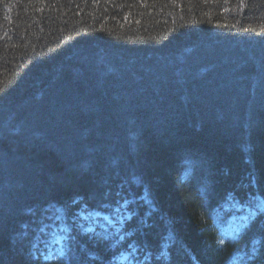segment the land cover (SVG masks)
Segmentation results:
<instances>
[{
    "label": "trees",
    "instance_id": "trees-1",
    "mask_svg": "<svg viewBox=\"0 0 264 264\" xmlns=\"http://www.w3.org/2000/svg\"><path fill=\"white\" fill-rule=\"evenodd\" d=\"M258 205L264 0H0V264H264Z\"/></svg>",
    "mask_w": 264,
    "mask_h": 264
},
{
    "label": "rangeland",
    "instance_id": "rangeland-1",
    "mask_svg": "<svg viewBox=\"0 0 264 264\" xmlns=\"http://www.w3.org/2000/svg\"><path fill=\"white\" fill-rule=\"evenodd\" d=\"M116 208H119L118 213L114 212ZM116 208L112 212L114 216L116 217L123 216L124 219L130 216V212L127 210L124 204ZM81 212H83L85 215L94 213V212L84 211V210H80L78 213H81ZM103 215H107V214H103ZM245 217H248V219H245ZM76 220H77V224L78 225L82 224L84 228H87L89 226L87 222H84L79 219H76ZM248 220H249V216H248V213L246 212H244L243 214L235 215L231 217L228 223L226 224V226L221 231L220 240L223 242L226 240H230V241L234 240L237 237V235L240 233L242 226L246 225ZM119 225L120 224H117L116 227H119ZM61 226L62 225L58 226V228H56L53 231V234L50 238L49 243L46 245L45 249L41 252V256L44 260L58 261L62 259L63 254H61V249H63V253H64L65 241H62L61 243H56V240L59 236L66 235V232L62 230ZM96 226H100V225L98 224ZM119 264H138V262L136 261V258L135 257L133 258L131 254L125 253V254H122L121 257L119 258Z\"/></svg>",
    "mask_w": 264,
    "mask_h": 264
},
{
    "label": "snow or ice",
    "instance_id": "snow-or-ice-1",
    "mask_svg": "<svg viewBox=\"0 0 264 264\" xmlns=\"http://www.w3.org/2000/svg\"><path fill=\"white\" fill-rule=\"evenodd\" d=\"M258 207H264V205H258ZM114 212L118 213L119 208H116ZM63 213H64L63 209L57 208L54 210V215L57 220L61 218ZM76 218L88 223L89 226L87 228H84L82 224L78 225V227L82 228L83 232L85 233H95V226L99 224L102 228H104V235L107 238L118 237L120 240L124 239V236L120 235V228L116 227L117 224H121V225L123 224L124 222L123 216L116 217L114 216L113 213L103 215L101 212H94L85 215L83 212H81L77 214ZM245 219H248V217H245ZM61 227L62 230L65 232H69L71 230L70 228L65 226H61ZM109 228L113 229V231L109 232L108 231ZM96 235H100V233H96ZM69 238L70 237H68L67 235L59 236L56 240V243H61L62 241H65ZM220 243L223 244V241H220ZM129 248L132 250L130 254L134 258L136 247L135 245H129ZM61 254H63V249H61Z\"/></svg>",
    "mask_w": 264,
    "mask_h": 264
}]
</instances>
